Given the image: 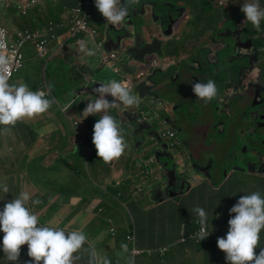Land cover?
I'll use <instances>...</instances> for the list:
<instances>
[{
	"label": "crops",
	"instance_id": "obj_1",
	"mask_svg": "<svg viewBox=\"0 0 264 264\" xmlns=\"http://www.w3.org/2000/svg\"><path fill=\"white\" fill-rule=\"evenodd\" d=\"M27 1L28 0H0V25H9L12 28L10 32L15 33L16 35L19 30H25L22 29L23 21L27 23V17H31L32 22H30L28 25L32 26L26 28L32 31L46 33L47 29L49 30L50 28V22H63L67 20L70 16V8L77 6L82 0H61V3H57L55 0H43V2L40 5H37L33 10L27 14H23L22 11L18 9V6H25ZM147 1L153 2L144 3L145 0H143L138 6H134L133 4L128 5L129 15L126 18L125 25H120L121 28L123 29L126 25L127 27L131 26L129 24L132 21L131 23L133 25L130 29L135 30V32L136 30H144L148 41H151L153 38L157 37L155 36L156 28L160 24V20L158 21V18L155 19L156 17L151 15L152 5L160 4L163 6V3H165L166 6L170 8L173 5L172 11L171 9H168L175 14H173V16L177 17V14H179V16H183L177 31L180 32L181 35L185 36L184 40L191 41L193 45L189 54H194L198 50L205 51V53H207L209 50L210 54H214L212 57L215 58L216 51H218L217 49H222L225 45L222 43L223 40H220V42L215 44L213 42L212 44L206 43L203 42V40L214 38V35L217 37L222 33L224 34L227 28L225 31H222V26L225 21H229L230 17L232 18L233 16H235V18L238 20V29L244 28L247 29V31L254 30L258 32L250 22H245V14L241 11V7L245 3V0H218L215 1L218 4L214 9L210 6V0ZM220 2H222V4H220ZM142 3L145 5L143 12H138L137 10L141 7L140 5ZM57 4H60V7H62L61 11L57 10ZM261 7L264 8V0H261ZM227 8L230 10V12H228ZM209 9L218 10L209 12ZM133 12H138V14L133 16ZM20 14L26 18L23 20L19 17ZM133 18L139 19L140 24L134 23ZM165 18L166 16L162 19L164 20V26H166L167 21H169L168 17L167 20H165ZM97 19L98 22L103 24V27L106 28L105 32L107 35H110V32L113 33L112 29H110L111 25L106 24V21L105 23L102 22V14H99ZM144 21L146 23H144ZM261 27L264 28L263 21L261 22ZM263 32L264 30L261 33ZM107 35L106 37L105 35L101 37L104 39V41H106V45L109 38ZM171 35L172 33L170 32L169 36L162 37L161 50L163 52V60H159V57L157 56H151L153 57L152 59L158 60V63L162 64L164 68H167L168 65L167 56L172 57L175 54L173 50L168 47L167 43L164 45L165 41L170 40ZM242 37L245 38L247 36L242 35ZM251 38L253 39V43L256 46L258 44H261L262 46L264 45V40L263 42L260 41L261 38L258 35H254ZM129 43L132 44L131 40H128V44ZM34 45V43L27 44L23 48L25 64L23 69H21L15 76L19 75L20 73H26L27 70L25 68L27 63H29L27 68L30 69L33 67V64L36 63L39 65L38 62H41L44 72L41 74L40 69L38 68L39 75L34 81L33 91L44 89L47 91V93L50 92V95L47 96V98L51 99L55 97L58 103L53 104L49 111L42 116H38L33 120L17 122L15 127L11 128L7 133L3 132L4 126L0 125V150L4 148L5 143H7L9 146L13 145L11 141H13L15 145L25 143V150L22 151L19 158L14 160L13 163L8 158L1 157L0 155V183H6L10 189L9 193L7 194L0 190V210H3V207L7 202H10L15 197H18L22 190H27L32 194L33 200L40 201L38 204H33L30 201L27 205V207L37 214L40 219H45V222L39 223L38 226H49L51 222V226H58L60 228H64L66 231L77 229L82 230L86 234L88 241L94 245L97 252L101 255H106L111 260V264H129L130 259L134 260V264H216L214 257L215 249L218 251V264H223V260L226 259V256H224V252L218 248L217 242L215 240L219 236L226 237L228 231L224 230L223 228L222 230L220 227H218V229H213V233L209 232L211 233V236L210 239L207 238L206 243L208 242V244H206L204 247L200 246L198 251H196L194 248L193 251L189 249L185 250L186 248L184 245L186 244L187 240L182 241L183 234L180 230V227L185 220H190V216L194 213L193 209L195 206L192 207L191 210V203L185 202L182 208H170V202L167 203L168 206H166V202L172 198H167L169 196L166 195L158 198V195H154V200L152 195L154 190H149V186H147L148 189L146 187L138 186L136 188L138 189V193H142L139 189L149 190L147 197L149 201L152 200L154 202H152L153 204L144 211H140L139 203H136L137 207L133 206L132 208L131 204L133 201L130 195L125 198L128 200L127 203H129L127 204V207L128 205L131 206L130 209L132 210V217L138 224V233L137 235L135 234V236H137L135 247L141 249V251L144 250V253L146 254L142 253L141 255H137L133 258L132 256L130 257L129 254L125 253L123 248L119 249V243H121L122 239H116V236L114 237L107 234L106 228L109 227V225H106L107 223H105V220L102 217L103 212L107 211L108 214L112 215L113 219H110L113 222L112 229H115L117 233H121L122 231H126L127 233L132 225L128 222L129 216L125 215L127 210L118 205L117 197H115L116 193L110 191L109 189H105V186L115 188L117 184H124L132 172V166L126 165L124 169H121L120 167L118 168V164L116 166L114 165V160L109 163H105L104 161L100 160L98 156L95 158V154L97 155V150L92 142L93 129L94 124L100 119L99 115H103V113L90 115L87 118L83 114V110L86 107L88 100H94L98 98L93 89L95 87H99L100 83H104L103 81L106 80L104 78L105 72L107 70L106 67L110 66H100L101 52L98 50L95 43L90 39H87V43L85 45L88 49L95 50L96 55L91 57L80 52V48L76 51L75 56L73 47L70 44L60 46L56 44L55 41H52L49 46V55L46 58H43L39 55ZM106 45L105 47L107 49L108 45ZM62 50H64L63 53H66L65 59H67L66 61L69 64V67L72 68L70 74L71 79L69 80L70 82L67 81L66 83L71 86V84L75 81L74 76H76V80L78 81L80 88L79 92H84L83 94H86L83 97L84 105L75 102L68 110H64L63 107L65 104L73 101L70 94L68 102L65 101L66 98H64V92H66L68 85L66 83L59 82V77L58 75L55 76L54 72H51L52 74H47V67L49 63L55 59H59L58 57L62 56V53H60ZM246 51L248 50L244 51L242 49H235L231 51V53L234 56H237L242 53L245 54ZM147 57L149 58L150 56L148 55L146 58ZM224 58L225 57L220 59L219 63L225 61V64L228 61L226 58ZM76 64L82 67L83 72L81 74H76L74 72V65ZM115 65L118 66V63L111 66L116 67ZM159 66L160 65L157 67ZM219 66L220 65H218V68ZM91 70L96 72V78L94 80H90L89 77V72ZM200 73L201 72L198 73L199 77ZM114 74L116 75L115 71ZM254 75L257 76V71ZM116 76L117 79L115 80L123 81L121 73L117 74ZM14 78L12 80H14ZM20 79V77L17 79L18 83L20 82ZM91 93L96 97H94ZM106 99L111 101L113 98L111 96H107ZM161 99L162 98H160L156 107H161L163 105L164 101ZM139 101L141 105L138 107L133 106L126 108L121 106L117 109H111L108 113L119 122L122 129H124V127L126 128V135H128L130 132L131 125L133 124L132 122H134V119L132 120V118L138 117V113L143 111L141 110V106L144 105V101ZM167 115L168 117L172 116L170 109L168 110ZM75 122H77V124H75ZM80 125L81 128L79 130H81V132L77 129V127ZM196 130L199 131L200 129L196 128ZM203 132V130L199 131L198 135H201ZM75 133H77V136H74ZM198 135L197 139H199V137L200 139L198 141L196 140V142L198 146H201L204 144L205 133L203 136ZM185 137L188 138L187 133L186 135L181 134V137L178 138L179 140L177 139L178 143L180 142V146L182 140ZM55 138L57 139V142L53 143L52 140ZM71 138L74 139V144L69 143ZM176 138L177 134L172 138L174 139L172 141H176ZM195 138L196 135L193 137V141ZM39 139H44L50 145L52 143V146L55 147V150L47 148L46 150L40 151L38 149L36 153L30 155L29 153L32 152L33 146L36 144L40 146L41 142ZM132 143L134 142L129 141V143H127L128 147L125 150L124 155L119 159H115L116 161L120 160L122 162V160L128 155L133 165H137L136 159L139 158L140 155L138 156L136 144L134 146H130ZM85 149L88 157L90 158L86 159V162L94 163L95 161L93 162V160L97 159L98 165L96 161V166H94L92 172L87 170L85 177L79 174H76V176L73 177V167L81 165V163L77 161L76 157L78 151L80 150L83 154ZM61 153L69 154L71 157L70 161L64 164L63 171L61 165L57 163L58 157L61 155ZM81 168L85 170L83 165ZM96 168H98V173H94ZM27 169H29V171H26ZM34 170L37 171V173H34ZM57 170H59V172H57ZM69 173L71 176H69ZM93 175L98 176L96 177L95 185H93L91 181ZM141 176L143 175L141 174ZM133 178L134 177L132 176L131 179ZM257 179L252 180L254 183L251 184H246L244 180H240L243 181L241 184L242 186L239 184L240 189H242L243 196L250 195L253 192H258L260 195L264 193V176L258 179V185H260V187H258L261 188L260 190L256 191V189L254 191L251 188V186L257 183ZM143 180L145 181V179ZM138 182L139 181L136 183ZM194 184L197 183L192 182L190 185L191 187L189 190L191 193H193L198 187V185L194 186ZM98 185L102 186L101 191H99ZM214 193L216 195L217 190L214 191ZM162 198H166L164 200L166 201L165 203L160 201ZM209 210L211 212L213 211V209ZM124 225H126L127 230L123 229ZM220 231H222L221 234ZM3 235L4 233L0 231V264H14V262L7 261L2 250ZM84 247L88 248V244H85ZM163 247H167L168 250L164 255L159 253L162 256L161 258L157 256L158 253H147L149 250H159ZM22 248L24 251L21 250L18 264H28L31 258L27 255V245H23ZM183 248H185V251ZM261 249H264V230H262L260 233L259 247L256 249L257 254ZM203 254L206 255V258L203 256ZM80 255L82 258L79 261V264H87L88 254L86 252H81ZM163 257L166 258L165 261H163ZM200 258H202L201 261Z\"/></svg>",
	"mask_w": 264,
	"mask_h": 264
},
{
	"label": "clouds",
	"instance_id": "obj_2",
	"mask_svg": "<svg viewBox=\"0 0 264 264\" xmlns=\"http://www.w3.org/2000/svg\"><path fill=\"white\" fill-rule=\"evenodd\" d=\"M138 2L139 0H95V6L109 24L120 26L129 15L128 5ZM241 11L245 14V22H250L258 32L262 31L264 8L261 7V0H245ZM80 52L89 57L96 55L95 50L88 49L83 43L80 44ZM8 67L9 59L0 53V125L4 126L5 133L15 127L17 122L42 116L53 104L58 103L55 97L47 98L50 92L30 90L25 83L10 84ZM192 90L206 104L219 96L217 85L212 80L193 83ZM93 91L98 98L88 100L83 114L87 118L103 113L94 124L92 142L97 156L109 163L123 156L128 145L119 122L108 113L121 106L138 107L140 101L131 94L127 82L123 81L100 83ZM107 96L113 99L109 101ZM74 103L75 101H71L65 104L64 110L70 109ZM0 190L5 194L10 191L6 183H0ZM30 201L33 204L40 203L39 200H33L29 191L22 190L18 197L7 202L3 210H0V231L4 233L2 250L7 261L18 264L21 248L27 245V255L31 258L28 264H79L81 252L88 254L87 264H111L106 255L97 252L82 230L66 231L64 228L51 226V222L49 226H38L39 216L27 207ZM193 212L198 215L200 224V230L193 238L202 241L210 235L207 231L208 215L199 206ZM230 213L235 215L228 221L226 237L217 240L218 248L226 254V261L228 264H264V249L258 254L256 252L260 233L264 230V197L258 192L244 195L230 209ZM85 244H88V248L84 247ZM122 248L125 253L128 252L127 245H122ZM129 264H134V260L130 259Z\"/></svg>",
	"mask_w": 264,
	"mask_h": 264
},
{
	"label": "flooded vegetation",
	"instance_id": "obj_3",
	"mask_svg": "<svg viewBox=\"0 0 264 264\" xmlns=\"http://www.w3.org/2000/svg\"><path fill=\"white\" fill-rule=\"evenodd\" d=\"M171 13L172 19L167 21L166 26H163L161 28L157 27L155 34L157 38L163 39V32H168L167 28L173 21V25L170 29V32H172L171 38L170 40L164 42V45L166 43L169 45L173 44V52L175 53L172 57L167 56L169 80L164 87L163 85H158L154 89L155 96L157 95L158 97L162 98L161 100L164 101L161 107H156L157 112H160L163 115L164 113L167 114L168 110L170 109L172 114L171 117H168V115L165 116L166 119L169 118V121L167 123H163V140L165 142H172V140H174L170 138V133L172 131H174L175 136L177 134V138L175 139L176 142H178V138L181 137V134L186 135L187 133L188 138L185 137L182 140L179 151L183 153V159H188L190 162L196 160L198 163H200L198 158L194 155V151L192 148L200 146H198L197 144H192V147L189 146V144L193 142V137L195 136L194 132L196 128L200 129L199 131H204V129H206L205 127L209 128L212 126V131H217V133H215V136L219 138L220 143L222 141H229L230 139L235 140L236 136L238 135L240 137H245L241 141H238V144H241L242 149L237 151L235 148L231 147V152L241 155V152L243 150L249 153L252 152L251 148H254L255 152L252 153L254 154V157H252V155H250L251 158L248 159L242 157L239 163L229 160L226 161V164H224L226 170L223 171L222 174H225L227 180L232 179L234 181L243 180L240 179L243 176L249 177V179H251L252 175H256L255 177H252V180H256L258 177L261 178L262 173L257 174V172L254 171H259L257 170L258 167L254 165V163L251 164V167L248 164L251 161H255L257 163L259 160V157L257 156V150L260 151V149L257 148L255 137L256 135L263 133V130H261V128H264V121L256 120L255 124L257 128L255 129V133H253L254 129L247 125L245 120L251 119L248 116L247 111H249V108H252L254 95V91L247 89V85L255 86L256 89L259 88L258 90L264 88V45L262 46L261 44H258L257 47L259 48L257 50L249 49L248 51H246V53L249 55V58H243V53L237 56H234L231 53L229 55L230 61H233L234 59L237 60H235L233 63L226 62L225 64V61H222L221 63L216 62V58H219V56L217 55V51L216 58L212 57L214 56V54H210L209 50L207 51V53H205V51L198 50L194 54H189L191 52V47H193L192 42L184 40L185 36L181 35V33L177 31L180 26L181 20L183 19V16H179V14H177L176 17L173 16V12ZM155 17V19H157L158 16ZM165 20H167V17L165 18ZM226 28L229 27H223L221 30L225 31ZM239 33H242L248 38H251L254 35H258L261 38L260 41L263 42L264 40V34L261 32H257V34H254L247 31V29L239 28L237 29V34ZM222 35L223 33L218 35L217 37L207 40V42L209 43V41L211 40L215 44L220 42V40L224 41L225 38H223ZM217 50L219 51L221 49L218 48ZM149 59L150 57H147L145 59L146 63L145 65L141 66V69L145 68L147 63H150L149 66H151L152 61H150ZM158 65L160 66L156 68H153L151 66V69L147 72H144L142 70L141 73L149 74V72H155L157 70H160L161 68H164L162 64ZM218 65H220L219 68ZM256 71L257 76L254 75ZM199 72H201L200 77L198 76ZM177 76L178 78H176ZM209 80H212L216 83L219 90V96L217 99H214L213 101L206 104L204 103V101L199 100L196 97L192 90V85L196 82L207 83ZM123 82H127V78L125 79L124 76ZM127 84L128 86L130 85L128 82ZM131 92H134V95L139 98V95L133 90V87ZM245 92L246 94L244 95L243 99H233V96L236 93L242 94ZM262 98L264 99V94H262ZM151 101H153V99H151ZM198 120H200L201 122L199 123ZM235 120H237L241 125V134H237L235 132L233 126ZM207 135L211 134L207 133ZM212 139L213 136L211 137V140ZM212 158L213 157H207L206 164L204 165L200 163L202 167L193 179V182L197 183L194 184V186H200L203 183L207 184L208 181L219 177V175L221 174L219 167L215 169L213 164L215 161H212ZM234 167L236 170L232 171ZM248 168H250V171L248 170ZM244 169H247V171H245ZM182 188L183 187H179L178 190H181ZM159 195L160 194H158V196Z\"/></svg>",
	"mask_w": 264,
	"mask_h": 264
},
{
	"label": "water",
	"instance_id": "obj_4",
	"mask_svg": "<svg viewBox=\"0 0 264 264\" xmlns=\"http://www.w3.org/2000/svg\"><path fill=\"white\" fill-rule=\"evenodd\" d=\"M144 6L145 5H142L137 11L143 12ZM163 8L172 9L173 5L170 8L163 3ZM138 12H133L132 15L135 16ZM151 15L158 16V21L160 20V24L158 25L159 28L164 26V20L162 19L165 16L168 17L169 20L172 19L171 11L168 9H165L164 11L161 9L159 10L158 4L152 5ZM131 22L129 25L132 26L133 24ZM144 23L146 22L144 21ZM172 25L173 21L168 26L167 31H170ZM131 26L127 27L126 25L122 29L121 26L111 25L110 29L118 32L119 36L116 37L113 34L111 35V33L110 35H107L109 37L107 41V50L112 49L118 53V69L120 70L122 77L123 75L127 76L130 90H132L133 87V90L139 95L140 100L142 102L144 101L142 108L149 110L147 112H139L138 117L132 118V120L134 119V122H132L131 130L124 138L127 143L130 141L136 144L138 156L140 155V157L136 159V166L140 169L138 173L140 176L141 174L143 175L141 176L142 179H145L143 187L147 188V186H149V190H154L152 194L154 197L153 199L155 200L154 195L158 194H160L158 198L163 195L169 196L167 198L177 197L190 189V185L193 182L195 175L201 170L202 166L196 160L190 162L188 159H183L184 155L179 151L180 145L178 142H165L163 140V123H167L169 118L166 119L165 116H167V114L164 113L162 115L160 112H157V109L153 112V110L150 109V106H157L160 100V97L157 95L155 96L154 89L158 85H163L164 87L167 84L169 80L168 68H161L155 72H149V74L144 73L141 76L139 75L141 73V66L146 63V56H157L159 57V60H163V52L161 50L162 39L155 37L151 41H148L144 30H136L135 32V30L130 29ZM237 29L238 28H236L235 31L234 29H231V27L227 28L222 36L225 38L222 42L225 45L221 50L217 51V55H219L220 52H226L225 57L229 63H233L237 60L234 59L233 61H230L229 59L231 51L235 49H258L253 43L252 38L242 37V33L237 34ZM169 35L170 32H163V36ZM128 40H131L132 44L126 43ZM171 45L173 48V44ZM171 45L168 44L169 47ZM242 57L249 58V55L245 53ZM176 78H178V76ZM247 89L254 91L252 107L259 109V111L257 110L258 112L255 111V113L257 112L255 115L256 120L264 121V99L262 98L264 88L258 90L259 88L256 89L255 86L247 85ZM246 92L235 94L233 99H243ZM151 98H153V101H151ZM255 139L257 148L260 149V151L257 150L259 160L257 163L251 161L248 165L251 167V164L254 163V165L258 167L257 170H259L254 171L257 172V174H264V129L263 133L256 135ZM251 149L252 152H249L248 155L255 152L254 148ZM155 168L158 169V172L154 171ZM244 170L247 171V169ZM248 170L250 171V168H248ZM152 173L157 175L153 178ZM179 187L183 188L178 190ZM165 199L166 198H162L160 201H164Z\"/></svg>",
	"mask_w": 264,
	"mask_h": 264
},
{
	"label": "rangeland",
	"instance_id": "obj_5",
	"mask_svg": "<svg viewBox=\"0 0 264 264\" xmlns=\"http://www.w3.org/2000/svg\"><path fill=\"white\" fill-rule=\"evenodd\" d=\"M55 1L57 3H59V2L61 3V0H55ZM141 1H143V0H139L138 3L133 4V5L134 6H138L141 3ZM215 1H218V0H210V2H209L210 3V6L213 9L216 8V6L218 4ZM152 2L153 1H147V0H145L144 3H152ZM144 3H142L140 6H142ZM61 8L62 7H60V4H57V10L58 11H61L62 10ZM158 8H159V10L161 9L162 11L165 10L163 8V6L160 5V4L158 5ZM73 9H74V7H71L70 8V11H72ZM219 9H221V8H219ZM225 9H226V7H225ZM217 10H211V9H209L208 11L210 12V11H217ZM227 10H228V12H230V10L228 8H227ZM19 17L22 18L23 20L26 18L22 14H20ZM133 21H134V23H139L140 24V20L139 19L133 18ZM30 22H32L31 17H27V23L23 21V28L22 29H27L26 27L32 26V25H28V24H30ZM237 22H238V20L235 18V16H233L232 18L230 17V20L229 21H227V22L225 21L222 27H231V29H234L236 31ZM5 26H6L7 30L9 31L10 39L13 40V37L15 36V33L10 32V30L12 28L9 25H5ZM105 30H106V28L101 27V32L104 33L105 34V37H106ZM112 31H113V33L110 32L111 35L113 34L116 37L119 36L118 32H116L115 30H112ZM249 32L254 33V34H257V32L254 31V30H250ZM260 32H262V31H260ZM214 37H215V35H214ZM207 40H209V39L203 40V42L208 43ZM126 43H128V41H126ZM209 43L212 44V41L210 40ZM71 46L73 47V52H74V54L76 56V51L79 50V48L76 47L73 44ZM170 49L173 50L172 49V45L170 46ZM63 52H64V50H62L60 52V53H62V56L58 57L59 59H55L54 61H52L51 63H49V65L47 67V74H52L51 72H54L55 76L58 75L59 82L66 83L67 81H69L71 79V75L70 74H71L72 68L69 67V64L66 61L67 59H65V57H66L65 54L66 53H63ZM60 53H58V54H60ZM201 53H203V52H201ZM225 55H226L225 52H221V54L219 55V58L216 59V62H219V60L222 59ZM150 61H152V58H150ZM38 63H39V65H37L36 63L33 64L32 65L33 67L30 68V69L27 68L28 65H29V63H27L26 68H25L27 70L26 73H24V74L20 73L19 75L15 76L14 80H12L10 82V84L25 83V84L28 85V87L30 88V90H33L34 81H35L36 77L39 75L38 68L40 69V73L41 74H43V72H44L43 71V66H42L41 62H38ZM24 64H25V61H24ZM149 65H150V63H147L146 64V67L143 68V69H141L140 71L143 70L144 72H147L148 70L151 69V66H149ZM74 66H75L74 67V72L76 74H78V73L81 74L83 72L81 66H79L78 64H76ZM100 66L101 67H104L106 65H104L102 63V61H101ZM106 68H107V70H106L105 76H104V78L106 80H104L103 82L105 83V82H108L110 80L117 79V76H116L117 73H116V75L114 74V71H115L116 67L110 66V67H106ZM89 73H90V75H89L90 80L91 79L94 80L96 78V76H95L96 72H94V71L91 70ZM102 75H103V72H102ZM19 77L21 79H20V82L18 83L17 82V79H19ZM74 78H75V81L71 84V86L68 83H66L68 85V87L66 88V92H64V98H66L65 101L68 102L69 101V98H70V95H71L73 101H75L78 104L84 105V103H83V101H84L83 100V97L86 94H83L84 92L83 93H80L79 92V89H80L79 88V83L76 80V76H74ZM124 78L126 79L127 77L124 76ZM92 88H93V86H92ZM131 94L134 95V92H131ZM93 96L96 97L95 95H93ZM139 105H141V104L139 103ZM150 109H152L153 112H155L156 111V106H152V107L150 106ZM141 110H143L142 112L149 111L148 109H143L142 106H141ZM257 110L259 111L258 108H254V107L249 108V111H247V113H248V116L251 119L245 120L246 124L249 125L251 128L254 129L253 130V133H255V131H256L255 129L257 128L256 127V124H255V122H256L255 115L258 112ZM255 111H257V112L255 113ZM198 121H199V123L201 122L200 120H198ZM233 126H234V129H235V132L237 134H241L242 128H241L240 123L237 120L234 121ZM80 128H81V125L77 127L78 130ZM205 128L206 129L204 130V132L201 135H198L199 131H197V130L195 131L196 138H195V140L193 142H191L189 144V146L192 147V144L193 145H196L197 144L196 140L198 141L200 139V137H199V139H197V135L198 136H203V134L205 133L204 145H202L200 147H195V148L192 147L193 148V151H194V155L198 158L199 162L202 163L203 165L206 164V158L207 157H213L212 158V161H215L213 163L214 164V167H215V169H217V167H219V170H220V173L221 174L219 175V177H216L215 179H211V181H208L207 184L206 183H203L202 185L198 186L193 193H191L190 190H188L185 193H182L181 195H179L177 197H173L172 199L167 200V202L166 201H163L162 203H165L166 202V206H168L167 203L170 202V204H169V206H171L170 208H175V209L182 208L184 206L185 202H190L191 203L190 209L192 207H194V206L195 207H197V206L202 207V205H204V204L207 205L209 203V205L211 207H213L214 209H216V210L220 211L222 214H224V215H221V217L224 216L223 217V221L225 220V218H226L227 221H229V219L232 218L231 213H230V210H228L227 208L224 207V205L222 204V202L220 201V199H218L219 195H215L214 191L218 190L220 192V189L222 188V185L220 183L225 182V181H229V180H227L225 174H222L223 171L226 170V167L224 166V164H226V161L229 160V161H235V162L239 163L240 162V159L242 157H245V159H246V158H250V155H248L247 151H244V150L241 152V155L242 156L241 155H238V153L237 154H234V153L231 152V147L232 148H235L237 151H239V150L242 149L241 144H238V141H241L245 137H240L238 135V136H236V139L235 140L234 139H230L229 141L228 140L225 141V142L222 141L220 143L219 138L217 136H215V133H217V131L216 130L212 131V126L209 127V128L208 127H205ZM121 129H122V127H121ZM263 129L264 128H261V130H263ZM122 130H123V134H124V137H125L127 130H126L125 127ZM206 133H210L211 135H206ZM83 134H84V131H83ZM74 136H77V133H75ZM212 136H213V139L211 140V137ZM39 141L41 142L40 143V146L38 144H36L35 146H33L32 147V152L29 153L30 155H33L34 153H36L38 149L40 151L46 150L47 148L55 150V147L52 146L53 145L52 143L50 145L44 139H39ZM11 142L13 143V145H10V146L7 143H5L4 148L0 150V155H1V157L8 158L13 163L14 160H16V159L19 158V156L21 155L22 151L25 150V143L20 144V145H15L13 141H11ZM52 142L53 143L54 142H57V139L55 138L54 140H52ZM69 143H73L74 144V139L71 138V140L69 141ZM134 144L135 143H132L130 146H134ZM251 155L254 157V154L251 153ZM96 156L97 155L95 154V158H96ZM257 156L259 157V155H257ZM221 160H223V161H221ZM85 161H86V159H85ZM85 161H81V164L84 166L85 170L82 169V168H80L79 166H77L76 167V170H75L76 174L82 175L83 177L86 176L87 170H89L90 172H92L94 166H96L97 159L93 160V162L95 161L94 163H92V162H90V163L87 162L86 163ZM117 164H118V168L120 167L121 169H124L126 167V165H131L132 166V172L129 175L128 180L124 184H117V186L115 188H111L109 186H105V189H109L110 191H112L114 193H117L115 197H117V203H118V205L119 206H122L123 208H125L128 211H130L131 213H132V210L130 209V207L131 206H132V208H133V206L134 207H137V204L138 203L140 205V211H144L146 208H148L154 202L152 200L149 201V199L147 197L148 194H149V190L139 189V190H141L142 193H138V189H136L137 186L138 187H143V183H145L144 180L141 178L140 174L138 173V171H140V169L133 165V163L129 159V156L128 155L126 156L125 159L122 160V162L120 160H117V161L114 160V165L116 166ZM97 165H98V161H97ZM235 170L236 169L234 167L232 169V171H235ZM26 171H29V169H27ZM136 171H137V173H136ZM154 171L155 172H158V169L155 168ZM57 172H59V170H57ZM94 173H98V168H96V171L94 170ZM155 175H157V174L152 173V177L153 178L155 177ZM132 176L134 177L133 179H131ZM255 176L256 175H252L251 176V179H249V177L243 176L240 179H243L246 184H251V183H254L252 181V177H255ZM96 177H98V176H94V175L92 176V180L91 181H92V184L93 185H95ZM140 180H142V181H140ZM137 181H139V182L136 183ZM233 183H238V184L241 185L243 183V181L235 182L233 180ZM258 184H259V180L257 179V183L255 185L251 186V188L254 191L256 189H257L256 191L260 190L261 188H259L260 185H258ZM98 186H99V191H101V189H102L101 187L102 186H100V185H98ZM136 193H138V194H136ZM239 194H240V196H243L242 195L243 194L242 193V189H240ZM128 195L131 196L133 203L131 204V206L128 205V207H127V204H129V203H127L128 200L125 199V198ZM261 196L264 197V193H262ZM232 207H233V205L231 206V208ZM125 214H126V212H125ZM195 215H196V213H193L191 215V217H190L191 221H193V217ZM128 219H129L128 222L133 227L134 233L137 235V233H138V229H137L138 228V224L133 219V217H132L131 214L129 215V218ZM123 229L127 230L126 225L123 226ZM210 232L213 233V230H211ZM119 236H120V238H122V240H124L125 237H126V231H122ZM220 237H222V236H219L218 238H220ZM218 238L215 240L216 242H217ZM21 250L24 251L23 248ZM201 259L202 258H200V261H201ZM165 260H166V258L163 257V261H165Z\"/></svg>",
	"mask_w": 264,
	"mask_h": 264
},
{
	"label": "built area",
	"instance_id": "obj_6",
	"mask_svg": "<svg viewBox=\"0 0 264 264\" xmlns=\"http://www.w3.org/2000/svg\"><path fill=\"white\" fill-rule=\"evenodd\" d=\"M42 2L43 0H28L25 3V6L20 5L18 6V9L21 10L23 14H27ZM220 4H222V2H220ZM96 11H98V9L95 6V1L82 0L79 5L75 6L74 9L70 11V16L67 20L63 22H50V28L46 33H40L29 29L19 30L13 37V40L10 39V34L7 28L0 25V53H3L9 59V82L23 68V48L27 44L31 43L35 44V49L38 51L39 55L43 58H46L50 53L49 46L52 41H55L56 44L60 46L73 44L76 47L80 48L81 43L86 44L87 39H90L95 43L98 50H100L101 61L104 65L111 66L118 63V53L112 49H106V41H104V39L101 38L99 34L100 28L97 25L93 24ZM158 64V60L153 59L151 66L153 68H156ZM115 73L120 74L118 66H116ZM139 75L141 76L143 75V73H140ZM41 91L47 93V91L44 89H41ZM173 137H175V134L174 132H171L170 138ZM196 223L199 224L198 220L196 221ZM198 226L199 228L197 229V231H195L193 235H190V237H194L195 234L199 232L200 224ZM207 231L209 233L208 227ZM111 234L114 236L115 230H111ZM182 234V241H186L188 237L186 235V224L183 225ZM196 241H198V239H196ZM167 250V247H163L156 251L149 250L147 251V253L152 254L158 252L161 255H164ZM142 253L143 251L133 250L134 255H140Z\"/></svg>",
	"mask_w": 264,
	"mask_h": 264
},
{
	"label": "trees",
	"instance_id": "obj_7",
	"mask_svg": "<svg viewBox=\"0 0 264 264\" xmlns=\"http://www.w3.org/2000/svg\"><path fill=\"white\" fill-rule=\"evenodd\" d=\"M164 9H169V8H164ZM99 14H101L100 12L98 13V11H96L95 13V16H94V21H93V24L97 25L99 28H100V36L103 37L105 34L101 32V27H103L104 25L101 24L100 22H98V17H99ZM106 21V24H109L106 20L105 17H103L102 15V22L105 23ZM264 22V21H263ZM97 23V24H96ZM111 25V24H109ZM261 30L263 31L264 28L261 27ZM14 78V77H13ZM11 82V81H10ZM9 82V83H10ZM77 124V122H76ZM81 132V130H80ZM62 150V149H61ZM77 161H79L81 163V161H85V159H90L88 157V154L86 152V149L85 151L82 152L79 150L78 151V154H77ZM70 155L69 154H66V153H61V155L58 157V160H57V163L61 165L62 167V171L64 170V164L65 163H68V161H70ZM82 165V164H81ZM81 165L79 166L81 168ZM34 169V168H33ZM73 172H72V176L75 177L76 176V167H73ZM66 171V170H65ZM68 172V171H67ZM34 173H37V171L34 170ZM70 174V173H69ZM71 176V174L69 175ZM222 185V188L220 189V192L217 190V194L216 195H219L218 199H220V201L222 202V204L224 205L225 208H227L228 210H230L231 206L235 205L238 200L240 199V196H239V192H240V185L238 183H233V180L230 179L229 181L227 182H222L220 183ZM117 194V193H116ZM210 202V201H209ZM202 208L205 209L207 215H208V229H209V232L213 229H218V227H220L221 229L223 228L224 230L228 231L229 230V224H228V221L226 220L225 218V222L223 221V217H221V215H224L222 214L220 211L214 209L213 207H211L209 205V203L206 205H202ZM213 209V211L211 212L209 209ZM192 210V209H191ZM55 211V210H54ZM103 212V211H102ZM220 212V213H219ZM132 215V213L130 211L127 210L126 212V216H129V215ZM235 214L234 213H231V216H234ZM102 217L104 218L105 220V223H107L106 225H109V227L106 228V231H107V234H109L110 236L112 235L111 234V230H115V229H112L113 228V222L112 220L110 219H113L112 215L108 214L107 211L103 212L102 214ZM191 217V216H190ZM199 221V218H198V215L196 214L194 217H193V221H191V219H187L185 220L181 225L180 227V230L181 232L183 231V225L186 224V235L188 236L187 237V242L186 244L184 245V247L186 248H183V250H191L193 251V248L196 249V251L199 250V247H204L206 244H208V242L206 243L207 241V238L202 240V241H196V239H193V237H190V235H193V233L195 231H197V229L199 228V224L196 223V221ZM45 222V219H40L39 218V223H44ZM112 226V227H111ZM222 229V230H223ZM116 231V230H115ZM214 231V230H213ZM222 233V231H220V234ZM120 232L115 233L114 236H116V239L117 238H120ZM113 236V235H112ZM210 236H211V233H210ZM210 236L208 237L210 239ZM137 237V236H136ZM135 237V233H134V230H133V227H131L128 232L126 233V237L124 240L121 241V243H119V249L122 248V245H127L128 247V252L127 254L130 255V257L132 256L133 258L136 257L137 255H134L133 254V250H140L141 249H138L135 247V244H136V239ZM122 239V238H121ZM190 240V241H189ZM85 246V245H84ZM147 250V249H146ZM184 250V251H185ZM156 251V250H155ZM145 251L143 250V253ZM215 254H214V257H215V263L218 264V260H217V256H218V251L215 249L214 250ZM158 253V252H156ZM146 254V253H144ZM141 255V254H140ZM156 255V254H154ZM157 256H159L160 258L162 257L159 253L157 254ZM203 256H205L206 258V255L203 254ZM202 256V257H203ZM210 256V254H209ZM208 256V257H209ZM226 256V254L224 255ZM223 264H228V262L225 260H223Z\"/></svg>",
	"mask_w": 264,
	"mask_h": 264
}]
</instances>
